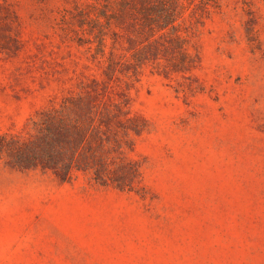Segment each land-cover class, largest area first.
Listing matches in <instances>:
<instances>
[{
	"label": "rangeland",
	"instance_id": "obj_1",
	"mask_svg": "<svg viewBox=\"0 0 264 264\" xmlns=\"http://www.w3.org/2000/svg\"><path fill=\"white\" fill-rule=\"evenodd\" d=\"M92 1L0 0V133L101 80L72 32ZM219 2L189 79L146 67L129 90L109 85L149 125L140 192L0 159V264H264V0Z\"/></svg>",
	"mask_w": 264,
	"mask_h": 264
},
{
	"label": "trees",
	"instance_id": "obj_2",
	"mask_svg": "<svg viewBox=\"0 0 264 264\" xmlns=\"http://www.w3.org/2000/svg\"><path fill=\"white\" fill-rule=\"evenodd\" d=\"M220 10L219 0H93L77 6L72 32L99 71L78 92L32 116L24 131L0 133V159L23 170L52 172L62 182L84 175L101 187L141 190L142 164L132 153L149 128L132 113L128 95H110L109 85L130 89L146 67L165 77L197 68L199 26ZM10 25L17 20L9 11ZM10 50L17 49V39ZM178 92H194L179 82Z\"/></svg>",
	"mask_w": 264,
	"mask_h": 264
}]
</instances>
